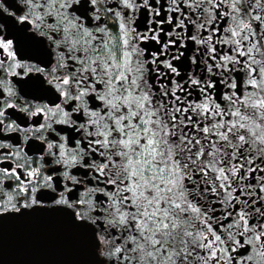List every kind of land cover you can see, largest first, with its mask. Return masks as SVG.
Masks as SVG:
<instances>
[{"label":"snow or ice","instance_id":"snow-or-ice-1","mask_svg":"<svg viewBox=\"0 0 264 264\" xmlns=\"http://www.w3.org/2000/svg\"><path fill=\"white\" fill-rule=\"evenodd\" d=\"M80 264H264V0H0V218Z\"/></svg>","mask_w":264,"mask_h":264},{"label":"water","instance_id":"water-1","mask_svg":"<svg viewBox=\"0 0 264 264\" xmlns=\"http://www.w3.org/2000/svg\"><path fill=\"white\" fill-rule=\"evenodd\" d=\"M83 246L58 218H0V264H80Z\"/></svg>","mask_w":264,"mask_h":264}]
</instances>
